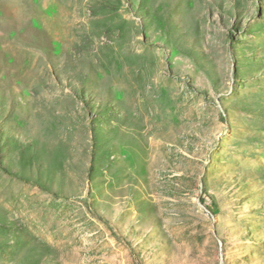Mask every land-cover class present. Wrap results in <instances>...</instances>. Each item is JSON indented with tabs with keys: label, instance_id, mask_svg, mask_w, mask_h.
I'll return each mask as SVG.
<instances>
[{
	"label": "rangeland",
	"instance_id": "1",
	"mask_svg": "<svg viewBox=\"0 0 264 264\" xmlns=\"http://www.w3.org/2000/svg\"><path fill=\"white\" fill-rule=\"evenodd\" d=\"M0 264H264V0H0Z\"/></svg>",
	"mask_w": 264,
	"mask_h": 264
}]
</instances>
